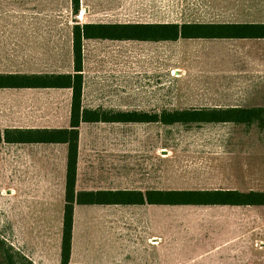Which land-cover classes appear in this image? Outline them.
<instances>
[{"label":"rangeland","instance_id":"rangeland-1","mask_svg":"<svg viewBox=\"0 0 264 264\" xmlns=\"http://www.w3.org/2000/svg\"><path fill=\"white\" fill-rule=\"evenodd\" d=\"M33 4L31 8L23 7L20 0H0V69L70 68L71 30L78 16L46 1ZM165 4L170 9L182 5L177 0ZM148 5L129 1L118 10L103 12L134 15L145 12ZM228 39L209 38L215 40L217 54L232 49L231 61L237 68H213V72L170 68L177 56L170 48L172 42L85 41L86 98L95 101L93 105L158 114L200 107L264 106V38ZM254 51L258 55L255 60ZM254 64L263 68L252 70ZM33 101L27 105L23 93L0 89V124L19 114L39 112L43 105ZM82 130L81 188L264 190V126L107 122L86 125ZM22 167L26 164L18 149L1 143L0 238L35 264H60L63 199L59 160L55 184L44 185L41 179L34 190L17 183L25 171ZM217 208L168 205L165 214L171 225H182L179 235L187 239L196 234L214 235L204 230L213 227L216 217L227 215ZM242 210H246L244 206ZM107 215L105 227L119 224V215L115 218L110 211ZM84 222L79 213L74 248L77 264ZM194 227L201 231H193Z\"/></svg>","mask_w":264,"mask_h":264},{"label":"crops","instance_id":"crops-1","mask_svg":"<svg viewBox=\"0 0 264 264\" xmlns=\"http://www.w3.org/2000/svg\"><path fill=\"white\" fill-rule=\"evenodd\" d=\"M38 1L52 3L54 8L62 6L70 9L75 16H78L75 23L264 24V0H177L182 5L181 7L175 6L173 9L166 7L165 3L168 0H80L77 14L73 12L72 0H20V3L23 7L27 5L32 8L34 7L33 3ZM129 1H144L149 5L145 12L134 15H121L120 13L108 15L103 12V9L118 10L123 7V3ZM223 39L229 40L228 38ZM104 41L114 40L105 39ZM120 41L130 42V40ZM213 41L215 40H209V38H180L176 41L150 42H172L170 48L175 49L177 56L175 64L170 68H176L178 72L192 71L190 68H204V71L207 72H213L215 70L213 68H237L231 61L232 49H226L224 50V52L227 51L226 53L217 54ZM225 43L230 45L229 42ZM253 53L252 56L255 60L258 55L255 51ZM217 63L219 64L218 67ZM259 65L261 66L258 67L254 64L251 69L263 68L262 64ZM128 68H132V66H128ZM162 68L169 67L163 66ZM73 72V53L70 68L0 69V73ZM87 73L84 60L83 106L112 109L105 104L93 105L95 101H89V98H86ZM0 89L23 93L27 98V105H31L33 99V103L37 100L44 106L37 113L31 111L27 114H19L16 118H8L0 124V130L4 131L8 128H67L70 126L71 88L22 87ZM36 97L38 99H35ZM122 110L125 111V109ZM104 123L107 122H82L80 125L77 190H98L81 188L80 186L83 171L82 129L86 125ZM1 143L14 146L18 149V153H21L22 162L26 164V167L21 168L25 171L24 173L21 172V177L17 178V183L29 185L33 190L40 184L41 179L44 180L45 183H42L44 185L55 184L57 160H59V178H61V197L63 199L60 214L63 218L68 145L66 143H8L5 141ZM48 186H46L47 192H50ZM49 199L48 196L47 200ZM163 205L149 203L140 205L77 204L74 214L72 255L69 264H77L74 248L76 221L79 213L85 217L84 233L80 238L79 264H264V205H211L216 209L220 207L227 211L225 217L215 218L212 228L204 230V232L209 231L214 235L198 236L196 234L187 239L183 235H179L184 230L182 225L169 223L168 216L165 214L168 205L162 208ZM243 206L246 210H242ZM127 210L128 213H126ZM109 211L113 217L116 218L115 215L121 217L117 218L118 225L105 227L103 224L104 216H108ZM130 215L133 216L132 219ZM248 218L252 220L249 222ZM193 231L198 233L201 230L200 228L196 230L194 227ZM59 250L61 252V248H58Z\"/></svg>","mask_w":264,"mask_h":264},{"label":"trees","instance_id":"trees-1","mask_svg":"<svg viewBox=\"0 0 264 264\" xmlns=\"http://www.w3.org/2000/svg\"><path fill=\"white\" fill-rule=\"evenodd\" d=\"M73 1L79 12L80 0ZM73 73H0V88L67 87L72 89L71 121L67 128H8L0 130V143H66L67 171L60 264L72 255L74 214L77 204L164 205H264V190L240 189H98L77 190L79 138L82 122L203 124L235 123L264 126V106H215L164 110L162 114L139 110L83 106L84 42L89 39L176 41L180 38H264V24H107L72 26ZM0 264H35L23 252L0 238Z\"/></svg>","mask_w":264,"mask_h":264}]
</instances>
